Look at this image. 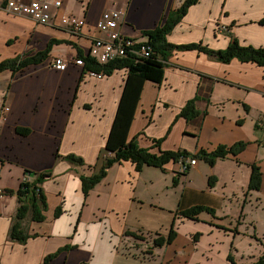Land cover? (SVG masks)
<instances>
[{
	"label": "crops",
	"instance_id": "obj_1",
	"mask_svg": "<svg viewBox=\"0 0 264 264\" xmlns=\"http://www.w3.org/2000/svg\"><path fill=\"white\" fill-rule=\"evenodd\" d=\"M5 1L0 63L51 46L42 62L0 73V114L10 107L0 120V264H40L67 245L50 264H230L232 249L245 252L240 264H254L264 253V65L174 49L163 60V81H145L129 138L155 153L214 151L241 141L245 148L214 165L197 159L185 173L176 161L165 170L144 165L140 171L129 160L115 163L85 198L81 174L97 168L128 69L91 75L74 61L89 55L93 39L104 35L97 24L106 9L123 10L119 28L125 35L147 39L142 31L154 29L184 0H64L65 12L86 18L79 35L12 14ZM262 19L264 0H199L167 39L222 49L234 35L242 45L263 47ZM54 57L68 60V68L56 70ZM196 96L200 115L187 120L181 110ZM69 154L83 157L84 165L70 163L64 158ZM253 165L262 173L254 190L248 186ZM27 170H52V176L42 184L45 219L35 221L29 213L22 226L30 237L20 243L10 236L20 202L7 191L19 188ZM198 205L211 210L198 219L181 214ZM173 222L174 240L154 245L156 237H168Z\"/></svg>",
	"mask_w": 264,
	"mask_h": 264
},
{
	"label": "trees",
	"instance_id": "obj_2",
	"mask_svg": "<svg viewBox=\"0 0 264 264\" xmlns=\"http://www.w3.org/2000/svg\"><path fill=\"white\" fill-rule=\"evenodd\" d=\"M199 0H184L181 6L172 9L166 15L165 20L151 30H143L144 36L148 37V44L154 50V54L151 57L146 58H132L131 55L125 56L122 59H115L107 64L101 65L95 59L89 55H80L84 61V69L86 71L101 72V74H110L115 69L127 68V78L125 87L123 90V97L119 102L117 115L114 117L111 132L107 139L106 147L103 148L99 155V161L96 163L97 168L91 175L81 174L82 188L85 198L90 194L92 188L99 183L102 178L107 174V170L115 163H121L125 160H129L135 163V167L138 171L142 170L145 166H158L162 170H165V165L171 161H179L180 155H189L193 158L203 159L208 164L214 165L219 157H225L228 153L238 154L245 146L246 142H236L231 146L219 145L214 151H207V149H201L196 153H191L186 150H168L161 153L151 152L150 149L139 145L135 138L130 139L129 133L133 118H135L138 102L140 101L142 88L145 81L161 82L164 79L165 66L163 60L169 57L170 53L174 49L179 50H200L209 54L225 63L230 62L234 58H238L240 61H252L258 65H264V46L256 47L254 45H242L241 41L232 36L230 43L226 48L212 49L202 42H191L187 44H174L170 43L167 36L173 30V28L182 21L189 8L196 4ZM260 23L264 24V19L260 20ZM50 46L43 51L38 52L30 56H16L14 58H7L0 63V73L6 69L11 70L13 73L26 68L33 63L42 62L47 54L50 52ZM198 96L190 99L187 104L182 108L180 115L187 118V120H193L200 115V111L197 109L196 104ZM18 132L22 134L28 133L29 129L22 127L17 128ZM156 145L159 144L160 139L154 141ZM62 156L58 155V158ZM70 163L75 165H84L85 161L83 157L74 154L64 156ZM258 165H253L249 189H259L262 183V173ZM188 170V169H187ZM186 170V171H187ZM185 171V172H186ZM182 172V173H185ZM25 177L20 183L17 190H9L8 193H15L18 196L20 205L17 207L15 221L11 225L10 236L11 239L17 240L20 243H24L30 237V235L23 229V220L31 213V216L35 221H42L45 219L43 211L47 208V200L42 187L43 182L48 177L52 176V170H45L42 172L29 171L25 173ZM214 176L210 177L209 184L214 182ZM178 179H175L177 183ZM211 210L204 205L194 206L192 208L184 209L181 214L189 218L198 219V214L202 211ZM61 213V209L57 208L56 215ZM175 224L173 222L172 227L167 238L156 237L153 244L162 246L164 243L172 242L176 236L174 230ZM136 237L139 236L136 233H132ZM71 248L70 245L63 246L55 253L47 254L40 264H50L51 261L62 251H67ZM231 264H237L234 261L232 254L229 255ZM254 264H264V253L255 261Z\"/></svg>",
	"mask_w": 264,
	"mask_h": 264
},
{
	"label": "built area",
	"instance_id": "obj_3",
	"mask_svg": "<svg viewBox=\"0 0 264 264\" xmlns=\"http://www.w3.org/2000/svg\"><path fill=\"white\" fill-rule=\"evenodd\" d=\"M4 8L12 14L25 15L42 25L60 27L75 35L81 34L86 24L84 16L73 15L63 10L64 0H6ZM123 15V10L118 8L106 9L101 14L97 27L104 35L96 36L93 39L89 53V56L101 65L129 55L132 58L140 59L151 57L154 54L153 48L147 42L148 38H133L120 30L119 25H121ZM74 62L77 65L85 66L82 57L76 58ZM52 65L56 70L63 71L68 68L69 61L63 57H54ZM86 72L91 75H103L101 72ZM9 112L10 107L7 104L4 105L0 120H6ZM178 162L180 164L179 172L182 173L190 166L196 165L197 158H193L191 154H182ZM4 191L3 188H0V194H3Z\"/></svg>",
	"mask_w": 264,
	"mask_h": 264
},
{
	"label": "rangeland",
	"instance_id": "obj_4",
	"mask_svg": "<svg viewBox=\"0 0 264 264\" xmlns=\"http://www.w3.org/2000/svg\"><path fill=\"white\" fill-rule=\"evenodd\" d=\"M172 227V226H171ZM170 227V228H171ZM170 232V231H169ZM169 235V234H168ZM253 251H254V249H252ZM230 254H232V256L234 257V261L237 263V264H240L239 262L241 261V260H243L245 257H246V255H245V252H236L235 251V249H232L230 252H229V255ZM253 254H256V252H254ZM261 256V255H260ZM259 256V257H260ZM259 259V258H258ZM257 259V260H258ZM228 261H229V263L231 264V262H230V260H229V256H228Z\"/></svg>",
	"mask_w": 264,
	"mask_h": 264
}]
</instances>
